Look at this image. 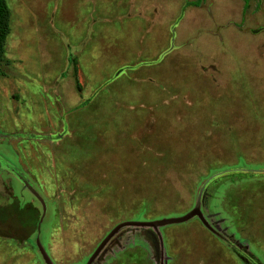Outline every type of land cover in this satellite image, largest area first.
<instances>
[{"label": "rangeland", "instance_id": "obj_1", "mask_svg": "<svg viewBox=\"0 0 264 264\" xmlns=\"http://www.w3.org/2000/svg\"><path fill=\"white\" fill-rule=\"evenodd\" d=\"M5 1L0 264H264V0Z\"/></svg>", "mask_w": 264, "mask_h": 264}, {"label": "trees", "instance_id": "obj_2", "mask_svg": "<svg viewBox=\"0 0 264 264\" xmlns=\"http://www.w3.org/2000/svg\"><path fill=\"white\" fill-rule=\"evenodd\" d=\"M200 0L191 4L197 5ZM10 11L5 0H0V62L4 61L5 39L8 34ZM37 223L36 210L27 202L18 204L15 199L0 205V236L16 241H25Z\"/></svg>", "mask_w": 264, "mask_h": 264}, {"label": "crops", "instance_id": "obj_3", "mask_svg": "<svg viewBox=\"0 0 264 264\" xmlns=\"http://www.w3.org/2000/svg\"><path fill=\"white\" fill-rule=\"evenodd\" d=\"M37 6H39V5H37ZM61 6V5H60ZM40 8H42V7H40ZM89 22H90V18H88L87 19ZM136 21V20H135ZM161 21H163L162 19H161ZM158 19H156L155 20V22L153 23V25L151 26V30H154L155 28H156V24H158ZM131 24L133 23V21L132 22H130ZM163 23V22H162ZM131 24H129L130 25V27H132L133 25H131ZM134 25H135V23H134ZM163 25H166V28H168V22H167V24H163ZM126 26V25H125ZM87 29H88V27H87ZM80 31V30H79ZM104 31H102V32H99V33H97L95 36H94V43H92L91 45H89V47H87L86 49H83L84 51L82 52V53H80L79 55H78V59L80 58V60H79V63H78V68H79V75L80 74H82V73H84V72H80V67H81V65L82 64H84L85 66H83V67H85V70H87V72L88 73H93V69L94 68H97V67H102V66H104V65H109V63H111L112 61H113V63H112V68H113V70H112V73L111 74H105L104 76H108L107 77V79L108 78H110V77H114V75H115V73H117V71H118V69H120L122 66H123V64H121L120 62H118L117 60H110V56H106V55H104L101 59H96V58H93L92 57V54L94 53V49H96L97 48V46H98V37H99V35H101L102 33H103ZM118 32V31H117ZM131 33H134V36H133V39H137V34H138V31L136 32H133V30H131ZM130 33V34H131ZM126 36H127V34H126ZM93 38V37H92ZM122 42V41H121ZM123 44V43H122ZM167 45V44H166ZM66 53V52H65ZM64 53V56L63 57H65L66 55H67V53L65 54ZM62 57V58H63ZM159 57H162V54L161 53H159V54H157L156 56H154V57H152L151 59H149L150 61H158V58ZM69 59V58H68ZM68 59H67V63H68ZM136 66H134V67H131L130 68V70H132V72H134L133 70H135V67H137L138 65L137 64H135ZM79 75H78V77H79ZM76 82V81H75Z\"/></svg>", "mask_w": 264, "mask_h": 264}, {"label": "water", "instance_id": "obj_4", "mask_svg": "<svg viewBox=\"0 0 264 264\" xmlns=\"http://www.w3.org/2000/svg\"><path fill=\"white\" fill-rule=\"evenodd\" d=\"M184 217H179V218H173V219H165V220H161V221H158V223H163V222H175V221H180L182 220ZM127 224H131V222H127Z\"/></svg>", "mask_w": 264, "mask_h": 264}]
</instances>
